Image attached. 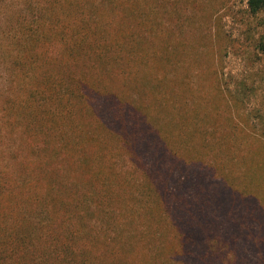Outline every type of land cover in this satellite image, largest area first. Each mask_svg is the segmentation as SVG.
Returning <instances> with one entry per match:
<instances>
[{
  "label": "trees",
  "instance_id": "obj_1",
  "mask_svg": "<svg viewBox=\"0 0 264 264\" xmlns=\"http://www.w3.org/2000/svg\"><path fill=\"white\" fill-rule=\"evenodd\" d=\"M195 4L0 0V264H211L264 207L232 161L255 148L241 100L186 40Z\"/></svg>",
  "mask_w": 264,
  "mask_h": 264
},
{
  "label": "rangeland",
  "instance_id": "obj_2",
  "mask_svg": "<svg viewBox=\"0 0 264 264\" xmlns=\"http://www.w3.org/2000/svg\"><path fill=\"white\" fill-rule=\"evenodd\" d=\"M194 6V10L189 8L186 11L187 17L196 16L197 18V21L191 20L193 33L186 35L187 29L182 28L183 36L188 37L186 39L189 41L188 44L195 45L202 65L205 66L209 63V52H215L214 62L216 68L221 72L222 83L227 86L230 93L237 95L241 100L240 114L244 120L239 119L238 122L235 120V124L250 135H255L256 138L244 137V141H241L255 142V148H250L251 150H247L245 155L240 154V156L237 151V154L233 155L232 161L236 165L246 163V170L251 169L263 184L264 11L250 14L246 0H196ZM182 26H185L184 22ZM192 70L190 73L192 89L190 91L196 93L199 88H202L204 93H207L204 84L207 80L206 77H203L199 70ZM5 87V73L0 69V91ZM188 94L191 95L190 92ZM191 96L197 97L196 95ZM227 111L231 116L230 109ZM221 126L228 129L225 122L221 123ZM16 144L21 143L17 142ZM244 145L246 146V144ZM230 155H228L229 158L232 157ZM241 170L244 168L241 167ZM191 171L194 172V169ZM244 180L246 186L250 187V184H247L249 180L245 178ZM256 190L264 202V189L256 187ZM260 206L256 203V208L261 216L257 211H254V208H248L252 212L249 214L251 218L245 219L244 213V218L236 221L237 226L232 231L229 230L231 227L226 230V226L221 223L224 226L223 235L218 236L211 243L213 249L211 264H264V207ZM201 227L206 236L208 231L205 224L203 223ZM244 231L249 232L248 238ZM171 264L193 263L179 255Z\"/></svg>",
  "mask_w": 264,
  "mask_h": 264
}]
</instances>
